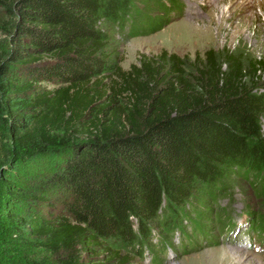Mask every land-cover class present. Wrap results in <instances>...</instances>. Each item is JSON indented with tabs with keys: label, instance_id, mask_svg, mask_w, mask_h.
Listing matches in <instances>:
<instances>
[{
	"label": "trees",
	"instance_id": "16d2710c",
	"mask_svg": "<svg viewBox=\"0 0 264 264\" xmlns=\"http://www.w3.org/2000/svg\"><path fill=\"white\" fill-rule=\"evenodd\" d=\"M3 5L14 17L12 46L0 60V86L16 97L4 104L14 160H54L35 181L66 210L34 229L56 258L48 264H132L154 222L167 238L186 234L182 212L195 197L208 207L207 196L227 183L264 178L263 58L239 48L195 57L163 50L124 69L113 48L110 29L126 38L152 34L183 12L181 0ZM8 192L16 201L44 199ZM195 210L189 222L208 237V212ZM256 228L264 232V216Z\"/></svg>",
	"mask_w": 264,
	"mask_h": 264
},
{
	"label": "rangeland",
	"instance_id": "374dc122",
	"mask_svg": "<svg viewBox=\"0 0 264 264\" xmlns=\"http://www.w3.org/2000/svg\"><path fill=\"white\" fill-rule=\"evenodd\" d=\"M181 1L183 12L152 34L126 38L118 26L110 29L115 41L113 48L118 49L124 69L138 62L141 55L154 56L163 50L195 57L196 54L203 56L210 48H239L264 59V0ZM13 19L9 6H0V60L12 46L7 30L13 25ZM6 97L16 98L5 94L0 86V264L52 263L55 256L41 246L43 237L34 229L65 215L66 210L58 203L55 192L48 190L47 186L42 188L35 177L51 171L58 164L52 159H39L36 164L14 160L13 153L19 151L8 134L6 123L9 117L4 112ZM258 178V175L250 174L227 183L225 186L229 189L221 195L216 192L212 195H218L216 199L207 196L208 207L203 206L200 195L195 197L182 212L186 218L183 221L187 224L186 234L177 229L167 238L163 225L154 222L155 232L148 239L147 248L141 255L130 253L131 263L264 264V232L256 228L258 215L264 216L261 194L264 178L257 181ZM9 189H22L30 192L31 197L43 196L44 199L16 201ZM197 207L208 212L205 221L208 237L197 232L189 222ZM219 211L222 218H217ZM14 213L22 214L23 220H11ZM159 216V219L164 218L162 214ZM165 239L170 242L166 243Z\"/></svg>",
	"mask_w": 264,
	"mask_h": 264
}]
</instances>
